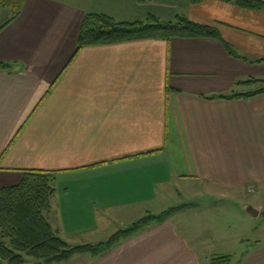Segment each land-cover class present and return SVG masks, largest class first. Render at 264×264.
I'll use <instances>...</instances> for the list:
<instances>
[{
    "label": "crops",
    "instance_id": "crops-1",
    "mask_svg": "<svg viewBox=\"0 0 264 264\" xmlns=\"http://www.w3.org/2000/svg\"><path fill=\"white\" fill-rule=\"evenodd\" d=\"M136 2L24 0L0 30V63L8 64L0 68V188L18 184L26 170L53 173L47 220L59 236L82 240L105 228L108 213L145 214L190 192L235 197L245 229L228 239L241 248L229 255L234 264H264V92L214 97L248 91L257 84L247 81L264 78V8L173 0L149 10L214 24L244 59L213 38L77 48L86 13L137 19ZM116 6L125 9L116 14ZM204 201L119 240L94 264H210L225 253H216L210 236L193 241L186 223Z\"/></svg>",
    "mask_w": 264,
    "mask_h": 264
},
{
    "label": "trees",
    "instance_id": "trees-1",
    "mask_svg": "<svg viewBox=\"0 0 264 264\" xmlns=\"http://www.w3.org/2000/svg\"><path fill=\"white\" fill-rule=\"evenodd\" d=\"M198 1L191 0L192 3ZM223 1L243 9L264 8V0ZM23 3L24 0H0V10H7L10 13L8 19L0 24V30L19 15ZM150 38H213L218 40L230 55L245 58L220 36L214 24L197 22L182 14L170 20L161 19L153 14L143 20H117L103 13L88 12L80 23L77 48ZM6 66L8 64L0 63L1 69ZM247 82L257 84V87L245 92L233 91L214 97L240 98L264 92V78H254ZM54 191L53 173L45 170H26L18 184L0 188V262L27 264L29 258L33 260L31 264H59L66 263L83 253H89L95 258L112 248L119 240L136 234L151 223L166 220L186 206L171 207L158 214L146 212L131 225L118 229L107 240L96 244H70L56 233L46 217ZM229 259L227 256L212 257L210 264H227Z\"/></svg>",
    "mask_w": 264,
    "mask_h": 264
},
{
    "label": "rangeland",
    "instance_id": "rangeland-1",
    "mask_svg": "<svg viewBox=\"0 0 264 264\" xmlns=\"http://www.w3.org/2000/svg\"><path fill=\"white\" fill-rule=\"evenodd\" d=\"M124 1V0H123ZM126 1H132V0H126ZM173 0H152V2L148 3V0H137V5H131L135 7V11L132 8L128 7V10L134 11L137 16V19H127V20H143L147 16H149L152 13H149V10H161L164 9V6L166 5H176L175 2H172ZM147 2V3H146ZM129 4V3H128ZM124 7H115L112 11L116 14L120 12V10H124ZM10 16L9 11L7 10H0V24L3 23L5 20L8 19ZM251 86H248L246 90H249ZM234 195V194H233ZM238 195H253V194H247L244 191L239 193ZM260 195H264L263 193ZM175 200L169 199L167 204L163 205H153L151 208L150 213H160L164 210H166L169 206L182 204V205H190L193 206V204H198L200 201H204L202 203L201 207L199 209H195L192 214L195 216H191V219H188L186 223H189L191 228L194 227L193 232L191 234V237H193V241L199 242L200 238L201 240H205V242H209L210 238H213V240L216 241L215 247H216V253H225V254H216L213 257H219V256H227L230 257L229 262L227 264H234L235 259H231L233 255V248L234 252H240L239 248L240 246L235 242L234 244H230L228 239L233 238L234 240L239 238L242 234H244V218L242 216L241 210L238 208V200L235 197L231 198H224L221 199L219 197H214L211 199H208L206 195H195L193 192L186 193V195H182V197L174 198ZM206 202V205H204ZM156 206V207H154ZM144 208V206H142ZM138 210H140L138 208ZM142 214V215H141ZM144 214V211H139L137 214H128V215H115V213H111V215L108 213V219H107V225L104 229L98 230L95 234L92 235H84L80 236L83 237L84 240L75 237H65L62 235V239L66 241L67 243H90V244H96L97 242L107 240L115 231L121 228H125L129 225H131L132 222L137 220L138 218L142 217ZM196 217V218H195ZM247 221V220H246ZM210 236V238H209ZM238 240V239H237ZM236 241V240H235ZM229 244V245H227ZM237 245V247H235ZM205 252L208 254L213 252L212 248H204ZM232 250V255L231 254ZM79 256H85V258H89L91 261L93 257L89 253H83ZM33 260H30L28 264H31ZM95 259H93L94 264ZM226 261H224L225 263ZM0 264H5L0 262ZM63 264V263H59ZM237 264V263H235Z\"/></svg>",
    "mask_w": 264,
    "mask_h": 264
},
{
    "label": "water",
    "instance_id": "water-1",
    "mask_svg": "<svg viewBox=\"0 0 264 264\" xmlns=\"http://www.w3.org/2000/svg\"><path fill=\"white\" fill-rule=\"evenodd\" d=\"M247 212L250 213L251 215H255L256 214V209L252 208V207H247L246 208Z\"/></svg>",
    "mask_w": 264,
    "mask_h": 264
}]
</instances>
